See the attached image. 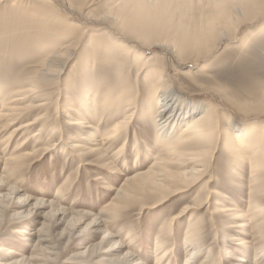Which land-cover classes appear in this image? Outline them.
<instances>
[{
	"label": "bare ground",
	"instance_id": "bare-ground-1",
	"mask_svg": "<svg viewBox=\"0 0 264 264\" xmlns=\"http://www.w3.org/2000/svg\"><path fill=\"white\" fill-rule=\"evenodd\" d=\"M8 1L10 12H15L16 18L29 14L32 19H37V33L31 37L23 35L25 39L21 42L26 43L30 38L28 42L40 54L29 59L20 51L17 56L29 66L25 65L26 70L22 67L23 70L16 72L8 82L0 83V145L22 137L19 148L32 147L5 158V167L0 172V217L13 200L29 206L27 212L21 213L18 222L33 214L38 215L46 208L48 211L37 229L29 221L31 227L23 231L22 235H31L26 238L33 241L31 256L24 254L22 259L16 260L0 258V264H21L26 259L33 264H53L59 253L57 240L67 233L70 235L84 215L91 213L63 206L58 190L54 200L27 193L11 182L10 173L15 172L12 170L63 152L67 157H77L82 166L90 164L86 155L98 156L112 173L117 172L118 162L129 143L131 122L141 113L153 123L156 155L149 167L142 170L143 165L138 164L141 146L139 148V141L136 142L137 170L117 189L109 208L124 207L127 201L129 206L138 201L142 205L139 208L141 212L156 208L170 197L190 192L200 184L193 200L160 224L162 229L171 230L181 219L192 218L203 206L202 202H209L214 192L209 189L214 178L209 174L211 160L216 151L225 148L234 172L241 166L249 168V198L247 210H237V204L223 205L220 213L224 214L230 227L243 226L241 228L246 234L251 232L247 229L248 221H252L254 228L261 224L263 209L256 203L260 202L258 197L264 192V86L242 89L232 93L231 97L222 86L204 85L196 93L198 96L217 93L225 105L213 97L211 100L190 99L182 95L183 89L176 84L177 79L169 75V68L172 63L177 66L189 62L197 65L223 43L236 38L245 22L264 17V0H106L101 11L93 9L98 0L77 3L71 0H39L41 8L28 5L23 0ZM6 14L8 12L0 14V20ZM97 28L104 30L102 38L94 37V29ZM262 30L264 24L258 33ZM249 37L242 39L244 46L252 38ZM160 47H165L166 54L154 51ZM83 48L90 55L79 59ZM169 53L175 56L176 61L171 63L168 60ZM116 57L123 59L117 61ZM77 58L80 64L74 67L76 75L67 83L73 87L77 86L76 81L79 83V89H75L76 98L70 99L78 117L70 125H77L84 136L69 140L66 132L55 136L53 129L49 130L45 121L42 122L45 119L41 116L49 112L45 107L53 101L50 99L51 86H56L58 93L67 89L66 86L60 89V80ZM104 64L106 67H98ZM129 66L135 68V84L139 82V87L134 86L129 75L124 73L127 69L131 71ZM101 70L107 73L106 78L95 77ZM192 70L181 69L180 74L194 79ZM142 95H145L144 99ZM228 104L253 120L246 123L238 121L228 111ZM32 113L35 117L31 119ZM98 121L109 125L101 129ZM39 124V129L31 132ZM187 197L186 194L182 199ZM109 208L106 211L102 209L89 223L92 234L102 233L103 236L99 242L86 247L82 255L114 252L118 254L117 258L110 260L114 264H141L139 257L126 249L130 242H119L116 238L119 234L107 229L109 219L114 215L108 213ZM62 225L61 232L56 233L55 230ZM195 225V221L190 220L185 228V264H195L201 251L197 239H194L197 238V234H193ZM238 240V244H246L245 238ZM163 245L159 237L155 246L158 254L162 252ZM8 249L6 255L12 256L15 250ZM4 250L0 245V252ZM252 252L255 253L253 263L251 258L249 260ZM252 252L246 250L241 261L264 264V247L255 245ZM164 257L165 253L158 257L157 262ZM229 257L233 258V255ZM199 264L215 263L211 262L209 254Z\"/></svg>",
	"mask_w": 264,
	"mask_h": 264
},
{
	"label": "rangeland",
	"instance_id": "rangeland-1",
	"mask_svg": "<svg viewBox=\"0 0 264 264\" xmlns=\"http://www.w3.org/2000/svg\"><path fill=\"white\" fill-rule=\"evenodd\" d=\"M23 1H26L25 3L28 5H36L35 7L41 8V2L39 0ZM71 1L77 3L81 0ZM105 2L106 0H98L93 6V9H96V11L103 10L105 8ZM8 6V0L0 2V14L3 15V13L8 12V14H6L7 16H3V19L0 20V45L2 46L0 50V74L2 77L0 83L8 82V80L14 78L16 72L18 73V71L20 72L24 68V70H26L27 66H29L28 63L25 64V62L17 56L20 51L24 54L25 58L28 57L29 59L37 58L36 55L40 54V52L28 42L30 38H28L26 43L21 42L25 39L23 35L31 37V35L34 36L37 33L35 31V27L38 25L37 19H32L29 14H22L21 19L16 18L15 12H10V7ZM249 22H245V25L243 24L240 27L236 38L233 37V39L226 41L225 43L228 42L227 44L223 43L219 48L207 55V57L202 58L201 60L203 61L200 60L197 65L191 62L178 66L173 65L172 60L176 61V58L174 55L168 54V60L172 63L171 68H169V75L177 79L176 84L183 89V96L190 99L195 98L201 100H211L215 98V100H219V102L225 105L224 100L220 101L219 94L217 93L210 92L199 96L196 95V93L200 92L204 85L212 87L222 86L231 97V94L236 91L240 92L242 89L257 87L260 89L264 86V30L258 33V29L264 24V17ZM101 29L102 28H97V30L94 29V37H103L104 30ZM255 33L258 34L253 35ZM247 37H249L250 40L244 46L242 39ZM154 51L161 55L166 54L165 47H160ZM151 52L153 51H147V53ZM5 53L6 55H4ZM88 54L90 55L85 48L81 49L79 59L83 57L88 58ZM115 59L119 61L123 58L116 57ZM79 64L80 61L77 58V60L71 63L67 72L61 77L60 89L66 86V92L62 90L58 93L55 91L56 86H51L50 99L53 101L45 107L49 112L41 116L45 119L42 120V122L45 121L49 130L53 129L55 136L59 133L63 134L66 132V139L69 138V140L72 137L78 138L80 135L84 136L82 131H79L77 125H70V122L78 117L75 110L76 107L70 104V99L76 98L75 89H79L77 87L79 83L76 81L77 86L75 87L67 84L69 78L76 75L74 67ZM22 67L23 69H21ZM98 67H106V64ZM130 67L131 71L129 72V69H127L124 73L129 75L134 86L138 85L139 87V82L135 84V68L129 66V68ZM181 69H193L192 73L194 79L182 76L180 74ZM106 76L107 73L105 70H101L95 77L106 78ZM140 83L142 82L140 81ZM255 84L258 86H255ZM142 97L144 99L145 95H142ZM228 105V111L231 112L238 121L246 123L253 120L246 117L248 115H245L242 111L235 110L237 107H234V109L230 107V104ZM57 106H59V108H57ZM34 113H32L31 119L35 117ZM44 113L45 111L43 110V114ZM145 120H147V118L142 115V113L141 116H137L132 120L129 129V143L118 162L117 172L115 171L112 173V170L108 166H104L103 160L98 156L86 155L90 164L82 166L79 164L80 161L77 157H72L71 155L67 157L66 153L57 152V154H55L56 157L49 155L44 160H38L19 170H12L16 173H10L12 176L11 182L13 184H18L27 193L54 200L58 190L60 199L62 198L63 206L91 212L90 214L86 213L84 215L82 221L77 224L70 235L67 233L63 238L57 240L56 250H58L59 253L53 264H114L110 261L112 258L115 259L117 258L116 256H118V254L114 252H102L97 255H82V253L85 251L86 247L92 243L99 242L103 236L102 233L97 235L92 234L91 224L89 223H92L91 221L94 216L102 209L106 211L107 208L108 210V205L114 199L117 189L122 186L126 177L134 174L137 170V163H135L137 155L135 149L136 142L139 141V148L141 146L139 149L141 150V157H139L140 160L138 164L141 163L143 165L142 170L149 167L152 158L156 155L155 150H157V148L153 141L154 126L152 122L150 123L149 119L147 121ZM99 123L101 129L109 125L106 122L98 121L97 124L99 125ZM39 127L40 124L31 130V132L37 131ZM15 139L16 140L8 142V144L3 143L0 145V172L5 167V158L18 155L26 150H31V146L24 149L19 148L20 139H22V137ZM148 148L152 149V151ZM123 158L125 161H122ZM229 158L225 148H220L215 152L209 168V174L214 175L213 181L209 184V189H213L214 192H212L208 203L204 204V202H202L203 206L196 211L192 218L187 216L181 219V221L173 225L171 230L162 229L160 226L162 222L168 220L172 214L177 212L182 205L193 200V196L196 191H198L200 184L195 185L190 192L170 197L169 200L156 208L144 209L141 212L139 208L142 205L138 201L132 202L129 206L127 201L124 207H115L114 209L110 206L108 213L111 216L114 215L111 217L112 219H109L107 229L115 234H119V236L116 237L119 242L123 244L130 242L129 244L131 245L126 249L135 253L140 261H142L141 264H185V228L191 220L196 223V229L193 234H197V238L194 239H197V246L201 248L195 260V264L201 263L209 254L211 255V262L215 264H247V262L244 263L241 261L246 254L245 251L252 252L255 245L264 247V219L256 228H254L252 221H246L247 229L249 228V230H251V232L246 234L241 228L243 226L230 227L224 214L220 213V209L223 205L235 206L237 204L235 207L237 210H247L246 204L249 198V168L241 166L240 169L234 172L233 163L229 162ZM200 183H202V181ZM186 194L188 196L187 199H182V196ZM204 195L205 193L203 191L201 194L202 199ZM258 200H260V202L256 203V205H260V209H263L261 212H263L264 215V192L258 197ZM28 210L29 206H25L21 204V202L13 200L0 217V245L5 248L4 251L0 252V258L16 260L18 258L22 259V255L24 254V256H31L33 253V241L26 238L28 236L31 237V235L27 234L26 237H24L22 234L27 227H31H29V221H31L30 223H34L33 226L37 229L42 221H44V215H46L48 208L44 211L41 210L38 215L33 214L26 220L18 222L21 220V213L27 212ZM262 217L264 218V216ZM63 226L64 225L57 228L55 232H61ZM27 230L30 231V229ZM259 231H261L262 234H255ZM258 236L260 238H256ZM159 237L164 247L162 248V252L158 254L155 246ZM242 237L245 238L246 244H238L240 240H238V238ZM8 248H13L15 250L12 256L6 255V252L9 250ZM163 253H165V257L161 262H157L159 259L158 257L162 256ZM231 254L233 258L229 257V255L232 256ZM250 258L251 263H253V260H255L254 252L250 255L249 260ZM27 260L28 259L22 261L21 264H33Z\"/></svg>",
	"mask_w": 264,
	"mask_h": 264
}]
</instances>
